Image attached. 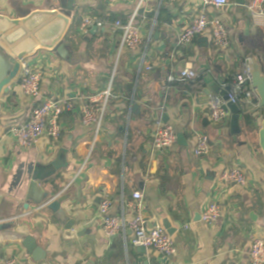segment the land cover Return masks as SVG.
Here are the masks:
<instances>
[{
    "label": "crops",
    "instance_id": "1",
    "mask_svg": "<svg viewBox=\"0 0 264 264\" xmlns=\"http://www.w3.org/2000/svg\"><path fill=\"white\" fill-rule=\"evenodd\" d=\"M105 10L92 6L77 7L70 13V26L81 35L79 26L87 11L104 21V28L84 36L91 40L79 46L71 62L54 51L41 49L29 57L41 70L43 98H69L73 104L61 118L59 141L20 148L9 131L0 140V195L29 203L19 224L46 254L42 264H250L248 250L252 239L264 235V152L259 130L262 111L258 106L245 108L240 118L241 133L235 141L230 133V118L214 124L208 117V85L220 86L228 78L249 66L252 55L264 72V15L249 11L254 0L239 7L236 0L218 11L204 8L202 0H96ZM68 0H0V14L25 15L35 9H61ZM264 11V3L262 5ZM172 21L160 23V11ZM201 10L218 17L227 26L229 50L215 48L206 33L188 44L176 46L178 34ZM117 13L140 26L143 44L138 50H119L122 35L108 26L106 17ZM147 14H153L151 20ZM129 21V20H128ZM127 23V22H126ZM157 31V37H154ZM83 36V35H81ZM204 38L205 41H201ZM144 62V63H143ZM143 64V65H142ZM147 66L150 69H147ZM185 69L197 73L194 80L169 82L170 75ZM110 90L111 96L98 133L94 125L84 126L79 110ZM136 104L138 107L133 110ZM33 105L17 83L0 97V117L22 116ZM248 114L250 118L245 119ZM166 116L176 135L182 134L186 145L175 144L170 150L155 152L152 131L155 121ZM164 123V121H163ZM8 129V128H7ZM196 135L210 139V151L198 157L193 153ZM46 139V138H44ZM66 149L68 167L56 176L37 182L42 193L63 196L60 205L73 231L81 236L67 238L60 220L48 207H39L27 197L29 179L8 192L20 164L47 165ZM233 168L247 177V185H224L218 176ZM134 192L143 195V218L147 228L162 226L166 219L175 228L172 235L176 254L165 257L151 249L140 252L131 242L130 233L107 237L101 228L98 206L102 198L112 201V212L130 219L128 202ZM209 203L220 207L214 224H205L201 213ZM37 264L15 243L0 244V263Z\"/></svg>",
    "mask_w": 264,
    "mask_h": 264
},
{
    "label": "built area",
    "instance_id": "2",
    "mask_svg": "<svg viewBox=\"0 0 264 264\" xmlns=\"http://www.w3.org/2000/svg\"><path fill=\"white\" fill-rule=\"evenodd\" d=\"M124 0H110L111 3H118ZM128 1V0H126ZM176 1V0H172ZM264 0H254L249 7L252 15L263 16L262 5ZM229 0H202L204 8L210 7L215 11L225 8ZM136 15L132 16L127 23L115 22L114 27L122 30V37L119 43V50H138L142 47L143 36L141 28L134 21ZM104 28V21L92 16L83 17L79 26L81 35L86 36ZM208 34L212 45L217 49L229 50L230 36L227 26L218 17L209 15L205 10L199 11L191 22L178 34L176 46L188 44L197 37ZM144 63V62H143ZM143 65V64H142ZM147 69H150L147 66ZM197 73L192 69H185L179 74L170 75L169 82H184L194 80ZM42 73L35 63L25 58L21 61L18 75V85L23 95L33 101L26 118L17 125L9 128L10 136L22 149H30L40 139H48L52 145L56 144L62 134L61 118L66 111L73 108L69 98H43L41 95ZM222 88L229 87L228 100L224 101L219 95H212L206 103L208 117L214 124L226 122L231 117V112L226 107L227 103L240 105L242 111L245 108L258 104L257 95L250 84V69L245 65L243 70L228 78L221 84ZM111 96L110 90L98 94V99L84 104L80 107L79 116L82 125H94L98 133L107 102ZM177 143V136L173 127L163 123L160 116L154 124L152 131V148L155 152L170 150ZM210 139L206 135H196L193 153L198 156H205L209 153ZM220 184L247 185V177L240 169L233 168L222 172L218 176ZM143 195L141 192H134L128 207L132 212L130 219L116 215L112 212V201L108 197L101 199L98 206V215L101 218V228L105 236L114 237L120 233H130L131 242L134 246L151 249L158 254L171 257L177 252L172 236L163 226L147 228L143 218ZM220 217V207L216 203H209L201 213V220L205 224H214ZM250 264H264V235L252 239L249 250ZM0 264H16L15 260H5Z\"/></svg>",
    "mask_w": 264,
    "mask_h": 264
},
{
    "label": "water",
    "instance_id": "3",
    "mask_svg": "<svg viewBox=\"0 0 264 264\" xmlns=\"http://www.w3.org/2000/svg\"><path fill=\"white\" fill-rule=\"evenodd\" d=\"M239 7L245 6V0H236ZM92 6L99 11L105 8L98 4L96 0H68L66 5L62 4L61 9H35L25 15L18 17H9L0 14V97L9 91L19 75L21 61L29 58L38 50L45 49L54 51L60 58L71 62L73 53L68 46L63 43V39L70 26V13L77 7ZM94 18L99 19L97 15ZM91 34H95L91 31ZM157 37V31L154 34ZM205 41L204 38H200ZM250 69V84L254 89L258 106L252 113L262 111L263 122L259 130L260 146L264 152V72L259 62L252 56H247ZM208 89L219 95L224 101L228 100L229 87L222 88L217 82L213 81L208 85ZM134 104L133 110L137 109ZM226 107L231 112L229 129L233 139L236 141L241 133L240 118L243 111L238 104L227 103ZM22 116L8 118L0 117V140L4 131L11 126L17 125ZM164 123H167V117L163 116ZM177 143L186 145L182 134H177ZM48 142L47 139H40L37 144ZM67 150L60 149L55 160L47 165L42 164H20L13 176V181L8 192L11 193L17 189L23 178H28L30 183L27 188V197L39 207H48L60 220L64 229V236L74 238L81 236V232L75 233L73 227L74 220L66 218L60 205L65 200L63 196H54L50 193H42L37 187V182H42L50 177H54L57 171L68 167L66 158ZM25 211L29 208V203L20 204L17 200L10 197H1L0 195V244L15 243L23 248L27 255L31 256L37 264L45 261L46 254L37 244L34 236L30 235L26 225L19 224V221L25 218L26 214L19 213V208ZM264 223V218H263ZM161 225L167 233L172 236L175 233L170 222L162 220ZM157 226V224H154ZM140 252H145L144 247H138Z\"/></svg>",
    "mask_w": 264,
    "mask_h": 264
},
{
    "label": "trees",
    "instance_id": "4",
    "mask_svg": "<svg viewBox=\"0 0 264 264\" xmlns=\"http://www.w3.org/2000/svg\"><path fill=\"white\" fill-rule=\"evenodd\" d=\"M86 16H92L90 11H87ZM137 16H135L134 21H136ZM147 19L151 20L153 17V14H147L146 15ZM129 18L125 17L124 15L121 14H117V13H110L109 15H107L106 17V23L108 26H113L115 22L120 21L121 23H126L128 22ZM158 21L159 24L160 23H169L172 21L171 16L164 10L160 11L159 15H158ZM116 31L118 32V34L122 35V30L116 28ZM97 36H93L91 38V40H88L87 38H85L84 36H81L79 34H77L74 31V26L73 24L71 25V27L68 29V32L66 33L64 39H63V43L66 44L69 48V50L74 53V52H78L79 50V46L82 43H86V48L88 50V46L91 44V42L93 41L94 38H96ZM42 81V80H41ZM14 83H18V78ZM245 119L248 120V118H250V116L248 117V114L244 115ZM9 128L5 130V132H8ZM50 181H42L41 183L46 184L49 183Z\"/></svg>",
    "mask_w": 264,
    "mask_h": 264
}]
</instances>
